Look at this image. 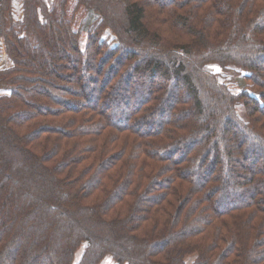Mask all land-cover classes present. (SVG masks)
Returning a JSON list of instances; mask_svg holds the SVG:
<instances>
[{"label":"trees","instance_id":"trees-1","mask_svg":"<svg viewBox=\"0 0 264 264\" xmlns=\"http://www.w3.org/2000/svg\"><path fill=\"white\" fill-rule=\"evenodd\" d=\"M0 52V264H264V0H0Z\"/></svg>","mask_w":264,"mask_h":264},{"label":"rangeland","instance_id":"rangeland-1","mask_svg":"<svg viewBox=\"0 0 264 264\" xmlns=\"http://www.w3.org/2000/svg\"><path fill=\"white\" fill-rule=\"evenodd\" d=\"M18 13H19L18 5H16V6H15V9H14V14H15V16H17ZM7 65H8V62H7V60H6L5 55L3 54V52H0V66L4 67V66H7ZM125 90H126V89H124V92H126ZM139 93H140V92H139ZM129 94H130V95H133V96L136 95L135 92H133V91H130ZM102 264H113V262H112L110 259H106V260H104V262H103Z\"/></svg>","mask_w":264,"mask_h":264}]
</instances>
